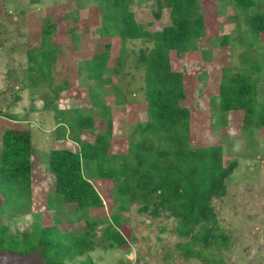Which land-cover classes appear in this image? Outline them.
Instances as JSON below:
<instances>
[{
	"label": "rangeland",
	"instance_id": "obj_1",
	"mask_svg": "<svg viewBox=\"0 0 264 264\" xmlns=\"http://www.w3.org/2000/svg\"><path fill=\"white\" fill-rule=\"evenodd\" d=\"M199 3L205 34L191 40L183 53L172 49L169 57L172 69L183 76L181 103L189 110V146L221 144L224 164L237 162L225 178V194L212 199L220 230L229 239L204 246L193 239L198 225L184 235L181 219L167 210L158 216L141 211L140 201L122 197L113 179L99 177L94 161L83 160V173L101 196L100 206L80 208L55 192V176L49 170L51 150L80 152L81 142H97L100 133H108L105 161L117 166L129 161L135 145L150 134L143 129L148 105L147 59L142 52L148 54L155 42L122 37L120 25L103 20L102 0H0V159L1 134L7 128L29 129L33 145L32 190L24 197L29 213L20 215L18 201L5 205L12 207L10 215L5 213L8 208L0 206V221L6 222L0 234L31 232L33 222L35 228L39 223H56L62 231L82 235L87 230L97 245H105L109 230H118L125 238L122 245L94 246L76 257L77 261L90 258L94 264H264V125L257 126L253 120L245 124L243 109L231 110L219 120L224 76L245 73L255 82L258 104L264 102V32L260 40L247 33L251 15L264 11V0H254L249 6H239L235 0ZM128 8L146 32L171 24L170 8L159 10L157 0H131ZM237 33L243 34L245 44L232 40L231 35ZM45 42L54 50L52 61L48 59L51 69L39 71L38 62L30 61L28 54L41 52ZM107 43L108 62L99 81L89 76L84 61ZM248 44L256 52L253 57L259 70L240 56ZM29 73L35 76L33 83L26 79ZM80 116L88 125L80 127ZM3 193L0 205L6 200ZM118 195L122 197L119 203ZM40 249L26 255L4 252L0 264H47Z\"/></svg>",
	"mask_w": 264,
	"mask_h": 264
},
{
	"label": "trees",
	"instance_id": "obj_2",
	"mask_svg": "<svg viewBox=\"0 0 264 264\" xmlns=\"http://www.w3.org/2000/svg\"><path fill=\"white\" fill-rule=\"evenodd\" d=\"M129 1L131 0H102V18L105 22L108 20L120 25V33L124 38L146 37L155 42L148 54L142 52V58L147 59L145 94L148 105V120L143 124V129L150 134L145 136L142 144L135 145L137 150L129 161L122 160L117 166L105 161L108 133H100L97 142H81L80 152L65 148L51 150L49 170L55 176V192L66 203H77L80 208L100 206L103 202L101 196L91 179L83 173V160L94 161L99 177L113 179L122 197L127 195L132 201H140L141 211L158 216L167 210L169 215L181 219V224L185 225L181 229L184 235L198 225L199 229L193 234V239L201 240L204 246L219 240L226 242L229 237L220 230L222 228L212 199L225 194V178L232 173L237 162L224 164L221 144L189 146V110L181 103L185 96L183 76L172 69L169 57L172 49L183 53L191 40L205 34V19L199 0H157L159 10L163 7L170 8L171 24L154 33L139 28L129 11ZM235 1L239 6L254 4V0ZM239 18L240 14H236V19ZM262 32L264 11L259 10L251 15L247 33L252 39L254 37L260 40L259 35ZM231 38H234L235 43L238 40L246 43L243 34L237 33L233 37L231 35ZM253 43L250 40L251 46ZM42 45L41 52L30 50L28 58L38 62L39 71H44L45 67L50 70L54 50L49 48L50 44L47 42ZM250 45L248 44L240 56L245 57L246 62L250 61L251 67L254 65V68L259 70L260 67L255 64L257 62L253 57L256 52L249 49ZM109 46L107 43L90 60L84 61L91 78L101 81L103 67L108 62ZM119 69L115 70L119 72ZM34 77L29 73L26 79L32 82ZM224 78L225 76L221 81L219 94L222 110L220 122L229 111L243 109L245 124H251L253 120L257 126L264 125V102L258 104L255 82L249 81L245 73H236L235 76ZM257 106H260L259 111ZM78 121L80 127L88 125V121L82 116ZM108 126L110 130L111 122ZM75 139L79 141V138ZM103 142L104 145L101 144ZM1 144L0 191L4 192L6 200L0 206L6 209L7 202L16 204L18 201L21 204L20 210H16L25 216L29 211L25 207L24 197L32 190L31 131L7 128L1 134ZM143 149H146L145 152L141 151ZM120 195L115 199L117 203L122 199ZM11 208L5 213L10 215ZM3 225L6 226V222L0 221V227ZM32 226L31 232L22 235L0 234V255L8 251L26 255L41 247V255L47 264H65L66 260L72 261L73 264H94L90 258L77 261L76 257L94 246L112 247L125 243L124 236L118 230L110 229L108 242L106 241L105 245H97L96 240L88 237L87 230L86 234L80 235L77 231H62L56 223L48 226L39 223L38 228H35L36 224L33 222ZM186 245L188 247V243ZM190 251L199 255L203 253L196 249Z\"/></svg>",
	"mask_w": 264,
	"mask_h": 264
}]
</instances>
